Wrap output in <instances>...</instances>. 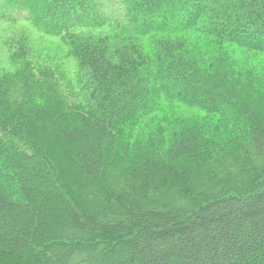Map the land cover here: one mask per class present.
<instances>
[{
	"label": "trees",
	"instance_id": "1",
	"mask_svg": "<svg viewBox=\"0 0 264 264\" xmlns=\"http://www.w3.org/2000/svg\"><path fill=\"white\" fill-rule=\"evenodd\" d=\"M119 4L0 0V264H264V0Z\"/></svg>",
	"mask_w": 264,
	"mask_h": 264
},
{
	"label": "rangeland",
	"instance_id": "2",
	"mask_svg": "<svg viewBox=\"0 0 264 264\" xmlns=\"http://www.w3.org/2000/svg\"><path fill=\"white\" fill-rule=\"evenodd\" d=\"M103 6L105 11L108 13V15L112 16V19L120 18V4L119 0H103ZM12 27L18 28V27H24L27 31L28 35L30 36V40L32 44L36 47L39 46H51V47H57L61 51L66 49V45L64 44V40L61 35L54 36L50 35L44 32L39 31L34 24L28 20V19H18L15 22H8V21H2L0 20V53L3 54L4 52V39L8 37L12 32H14ZM110 29V26H106L104 29ZM62 47V48H61ZM261 61L264 62V58L261 59ZM70 72L71 66L69 67ZM259 96V95H258ZM250 97L254 98L253 94L250 95Z\"/></svg>",
	"mask_w": 264,
	"mask_h": 264
}]
</instances>
